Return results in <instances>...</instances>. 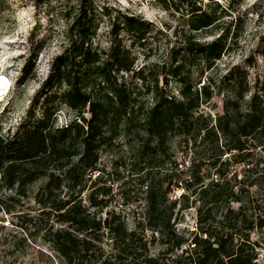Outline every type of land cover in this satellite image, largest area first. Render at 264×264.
<instances>
[{
  "label": "trees",
  "instance_id": "16d2710c",
  "mask_svg": "<svg viewBox=\"0 0 264 264\" xmlns=\"http://www.w3.org/2000/svg\"><path fill=\"white\" fill-rule=\"evenodd\" d=\"M159 1L176 11L187 3L191 7L188 26L197 33L219 27L224 15L238 11L235 0ZM78 8L68 29V45L53 59L50 73L34 95L28 114L12 133L3 134L0 128V191L28 196L31 186L45 179L33 197L42 214L53 220L46 234L53 254L41 252L40 262L257 264L251 234L264 228V215L248 217L242 208H229L223 219L217 220L214 204L223 199L219 181L199 193L202 204L198 225L188 236L174 228L172 219L179 201L168 203V190L161 182L151 184L144 219L132 228L120 213L107 212L106 217H99L106 206L104 201L92 192L86 205L82 193L86 175L98 170L101 151L112 147L115 136L123 132L140 140V157L149 164L165 163L170 158L172 137L185 138L195 152L205 146L206 158L195 159L193 165L198 173L204 161L217 162L232 154L236 161L243 162L250 155L251 145L264 150V65L261 69L258 61H264V36L244 65L234 66L221 78L209 76L207 82L196 88L194 73L202 77L215 68L230 48L229 39L239 38L244 19L239 14L210 42L197 41L192 35L185 41L182 62L173 64L169 72L180 77V97L159 88L156 82L147 89L155 98L148 106L138 104L133 90L120 81L121 72H134L135 78L144 81L151 75L145 68L134 71L135 61L117 32L120 16L113 25L111 46L102 50L94 47L93 39L98 18L108 14V8L100 11L94 0H81ZM124 19V28L134 27L142 39L144 22L133 17ZM43 48L42 41H32L24 75L29 74ZM186 67L187 73L182 77ZM247 67L256 68L253 79ZM215 92L224 96L223 112L215 119L204 113L197 115L204 100H210ZM62 105L75 114L68 124L59 126L58 111ZM199 181L202 182L201 178ZM192 185L189 183L186 189L190 190ZM182 197L187 198L186 194ZM3 203L0 198V211ZM188 207L185 202L182 209ZM92 208L97 210L93 212ZM147 229L153 231L151 240L145 236ZM158 241L163 248L153 255L150 246ZM0 264L10 263L0 256Z\"/></svg>",
  "mask_w": 264,
  "mask_h": 264
},
{
  "label": "rangeland",
  "instance_id": "374dc122",
  "mask_svg": "<svg viewBox=\"0 0 264 264\" xmlns=\"http://www.w3.org/2000/svg\"><path fill=\"white\" fill-rule=\"evenodd\" d=\"M80 1L0 0V74L9 83L0 91V128L3 134L15 131L26 117L34 95L50 73L53 59L67 47L68 29ZM199 1L206 3L208 0ZM235 4L238 11L232 10L230 16L224 15L218 23L219 27L197 33L189 29L187 20L191 7L187 3L176 11L159 0H94L95 7L100 11L108 8V14L103 13L98 18L94 47L109 49L113 25L120 16L117 32H120V38L135 61L134 71L143 68L151 71L146 81L135 78L134 72H121L120 81L133 90V98L138 104L151 106L155 98L147 89L156 82L159 88L180 97V77L169 72L173 64L182 62L185 41L192 35L197 41L210 42L219 37L222 29L225 30L239 14L244 19L239 38L229 39L230 48L216 62L215 68L204 72L202 77L194 73L196 88L207 82L209 76L221 78L234 66L244 65L254 53L264 36V0H235ZM126 17L144 22L142 39L138 38L139 33L134 27L124 28ZM32 41H42L44 48L29 74L24 75ZM258 61L262 69L264 61L262 58ZM202 65L204 62H201ZM187 70L188 67L182 77ZM249 70L253 79L256 68ZM199 81L201 83L197 84ZM223 105V94L215 92L210 100H204L197 115L204 113L215 119L217 114L223 112ZM74 114L68 106L62 105L58 111V125L68 124ZM90 116L86 113L87 118ZM169 145L170 158L165 163L149 164L147 160L142 161L141 142L133 134L123 132L115 136L112 147L101 151L98 170L86 175L82 193L84 203L89 205L88 196L95 192L97 199L106 204L99 217H106L107 212H117L132 228L144 219L151 184L161 182L168 190V203L179 201L172 224L178 233L188 236L198 225V209L202 204L199 193L202 188L219 181L223 199L214 204L217 220H222L229 208H242L248 217L264 215L263 149L251 145L250 155L243 162L236 161L232 154L222 156L217 162L204 161L198 173L196 165H193L195 159L206 158L205 146L197 148L195 152L191 143L187 145L186 139L178 136L172 137ZM44 182L45 179H42L31 186L29 195L24 197L16 195L15 191H0V198L4 200L0 211V256L10 264H45V261L40 262L41 252L53 254L46 240L53 220L42 214L40 205L33 197ZM189 183L193 185L187 190ZM183 194L187 198H183ZM185 202L189 207L182 209ZM91 210L94 212L97 208ZM152 233L147 229L146 238L151 240ZM251 242L256 250L257 264H264V228L252 232ZM162 248L158 241L150 246V251L157 255Z\"/></svg>",
  "mask_w": 264,
  "mask_h": 264
},
{
  "label": "bare ground",
  "instance_id": "6f19581e",
  "mask_svg": "<svg viewBox=\"0 0 264 264\" xmlns=\"http://www.w3.org/2000/svg\"><path fill=\"white\" fill-rule=\"evenodd\" d=\"M7 85H9L7 78L4 75L0 74V91Z\"/></svg>",
  "mask_w": 264,
  "mask_h": 264
}]
</instances>
